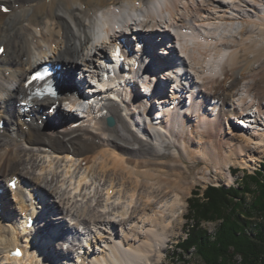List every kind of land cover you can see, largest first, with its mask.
<instances>
[{
  "label": "bare ground",
  "instance_id": "1",
  "mask_svg": "<svg viewBox=\"0 0 264 264\" xmlns=\"http://www.w3.org/2000/svg\"><path fill=\"white\" fill-rule=\"evenodd\" d=\"M3 5L11 11L4 12ZM130 32L135 39L148 40L140 49L148 51L140 69H133L131 61L129 69L142 77L146 90L158 87L152 105L136 88L130 96L107 90L91 97L84 82L91 76L90 67H100L101 55L108 48L115 51V41L124 38L129 47ZM154 38L165 39L170 47L163 48L166 57L156 52L149 62L148 43ZM1 45L6 50L0 56V120L6 118L7 126L0 128V177L8 183L19 177L13 196H7L8 184L0 183L2 262L40 264L44 257L51 262L46 259L43 264L76 263L70 259L83 264H156L170 239L167 234L180 228L177 221L193 184L208 181L212 168L232 181V165L254 167V160L264 154V136L254 130L233 134L230 138L237 142L222 137L225 124L236 130L232 122L237 119L238 125L243 116L264 124V0H0ZM128 47L122 48V55ZM133 56L140 61L139 55ZM44 62L61 65L64 97L58 114H48L40 123L52 96L36 106L28 102L26 107L21 101L27 92L25 80ZM112 68L116 69L114 58ZM96 75L92 72L93 78ZM77 85L85 86L89 95L83 105L93 106L86 117L63 106L65 99L72 107L77 104ZM89 86L96 87V80ZM154 104H162L166 117L159 126L148 117L154 114ZM110 115L114 125L107 123ZM81 118L82 124L72 127ZM186 160L196 166L205 163L190 180ZM78 162H85V167ZM19 164L26 166L19 170ZM91 173L99 175L98 184ZM34 198L47 210L45 231L39 230L45 241L36 249L27 242L32 233L26 232L25 224H17ZM13 208L21 214L13 216ZM48 211L65 212L66 217ZM80 224L91 233L92 226L105 225L110 231H99H107L112 244L96 250L90 239L65 248L72 242L68 231L75 233L74 240L81 239ZM126 224L133 234L120 237L118 227ZM99 244L97 239L95 245ZM16 246H22V257L12 256Z\"/></svg>",
  "mask_w": 264,
  "mask_h": 264
},
{
  "label": "rangeland",
  "instance_id": "2",
  "mask_svg": "<svg viewBox=\"0 0 264 264\" xmlns=\"http://www.w3.org/2000/svg\"><path fill=\"white\" fill-rule=\"evenodd\" d=\"M257 7H259L258 10L262 11V7H263L262 5H258ZM243 8H245V6H243ZM9 72H10V70L8 71V73ZM163 76L161 78H163ZM78 79H79V81H82L80 76L78 77ZM169 95H170V93H169ZM188 97H186V106L189 105V104L187 105V101L189 100ZM231 102H233V101H230V104H228V106H226L227 108L229 107V105H231ZM155 106H156V109H155ZM155 106L152 109V112L154 111L153 112L154 114H152V119L151 118L150 119L153 122V124H155L156 126H159L160 121L162 119H165L166 117L162 114L163 113L162 105L156 104ZM164 108H167V106L165 105ZM254 110L255 109L252 108V110L250 111L251 114H252V112H254ZM44 111L46 112V115L49 114L48 105L45 106ZM157 113L160 115L162 114V117H160V119L157 118V115H158ZM215 113H216V111H215ZM1 115H3V113ZM234 120L235 121H234V123L232 122V126H234V128L236 130L230 129L229 127H231V125L227 126V124H225L227 128L226 129L224 128L222 131V133H224L222 136L223 139H226V137H228V139H230V141H231L232 139L230 137H232L233 134L235 135L236 133L240 134L243 131L249 132V131H253V130L257 133L258 136H264V124L262 121L261 122L250 121V119L243 116V118H240L238 120L240 122L237 125L235 123V122H237V119H234ZM108 124H109V119H108ZM232 142H237V141H236V139H234V140H232ZM21 157H25V159H26L27 155H25V153L23 152L21 154ZM186 163L189 167L188 169H190L192 171V175H188L189 180L192 179V176L196 175L197 172L200 169H202L203 166L205 165V163L202 162L196 166L193 163L189 162L188 160H186ZM78 165H79V167H81V166L85 167V162H82V163L78 162ZM24 166H26V165L19 164V166H18L19 170H22L24 168ZM262 167H264V154H263L262 158H260V160H258V161L254 160V167H242L240 164H237V163L232 165V167H231V176L233 177L232 181H230L229 178L222 171L221 172L216 171L215 168H212L210 173L208 174V177H209L208 181H204V180L196 181L193 184L191 193H189L185 198V204H184V207L182 210L183 217L177 221V223H178L177 226H179L180 228H179V230L177 229L176 234L172 235L173 229L169 232V234H167V236L168 235L170 236V239L168 240V243L166 244L165 250L162 251L163 257L156 264H207L205 262V260L203 259V257H201L200 254L198 253V249H197L198 247L196 245H193L194 243L191 244L188 248L187 247L184 248L181 245H179V242L182 241L184 238L188 237V232H189L190 228L196 227V229L198 230L199 233H202V231H204L203 234H205V236L208 238V240H209V242H211V244H213V245L215 243L217 244V231H218L219 227L225 223V220L223 218H221V219H216V220L201 219L200 221L198 220L199 222L196 221L194 219L193 212L190 213L189 199L192 196L199 197V198L203 199L204 191L209 185L223 186L226 188H231V187L241 188L240 183L243 181V178H245V174H247V173L254 174L257 170H259ZM60 170H63V168H61ZM82 170L84 171V168H82ZM68 175H70V173ZM90 177L92 178L93 181H95V180L97 181L96 184L99 183L100 178H99V175L97 173H95L94 175H92V173H91ZM2 178L3 177H0V183H1V181H3V180H1ZM101 182L102 183L105 182V179H103ZM2 183L4 184L5 182L3 181ZM106 183H108V182H106ZM250 186H251L250 189L252 191H250V190L244 191L245 189L242 188L241 191H239L235 195L236 197H231L232 195H229V197L232 198L231 202L226 203L227 206L224 205L222 208L226 209L228 213H231L232 215H235L236 217L240 218V220L241 219L244 220L246 222V226H244V227H245L247 234L254 237L256 234V231H257L255 226L259 225L260 222L264 223V216H261V215L259 216V214H257L255 212V214H257V215L248 217L246 215L247 212L243 211V208H244V210H246L249 207V203H251L252 200L255 198L254 191L257 189L255 188L254 185H250ZM93 187L95 188V186H93ZM94 188H93V190H94ZM94 191H92V192L94 193ZM7 196L9 197L10 195L7 194ZM49 199H51V198L49 197ZM8 202H10V201H8ZM13 206L16 207V205H14V203H13ZM16 210L18 211V209H15V208L12 209V212L14 213L13 216L20 215L19 212H17ZM62 213H63V215H61V212H59V214L54 213V215H55V217L57 215L65 216L64 215L65 212H62ZM188 214H190L189 218L187 216ZM74 222H75V220H73L72 222L69 221L68 224L74 223ZM7 224H8V222H7ZM134 224H136V221ZM84 226H85L84 224H80V232L78 233L76 231L78 233V234L76 233L78 235L77 238L81 237V239L78 238L77 240H74V234L75 233L68 231V229L64 226V228H66V231H68L67 235L69 236L70 241H72V242H68V244H66V245L64 244V246H66V248L68 247V245H70L72 247L74 245V243L75 244L78 243L76 246H79V245H81L82 242L85 243L87 240H90V239L94 243L96 250H97V248L102 249L104 247V245H106L107 242L112 244L111 241L113 240V238L107 232L109 229L105 225L98 224L96 226L95 225L92 226V231H93L92 233H91V231L87 232L88 229L84 228ZM100 227H103L107 231H104V233H103V231L102 232L99 231ZM118 229H119L118 233L120 234L119 235L120 237H121V235H124V233L130 235V237L133 234V233H131L132 231H131V225L130 224H128V225L126 224V228L119 225ZM111 232H113L112 234L114 237H117V235H115L114 231H111ZM198 238H200V236ZM97 239H98V241H100L99 245H95V243L97 242ZM104 241H106V242H104ZM55 243L58 246L60 245L59 242L58 243L55 242ZM228 249L230 250L229 253H231V252H233L234 247L231 246ZM0 256H1V254H0ZM54 257H55V255H54ZM154 257L155 256H153V258ZM46 259L47 258L43 257L42 261L44 262V261H46ZM64 259L69 260L70 258L68 257V258H64ZM47 260L51 262V259H47ZM241 260H242V256L238 253H234L232 259L230 260L231 263H229V261H228V264H241L240 263ZM70 261H72V260L70 259ZM43 262H41L40 264H43ZM1 264H10V262H8V260L4 261V262L1 261Z\"/></svg>",
  "mask_w": 264,
  "mask_h": 264
},
{
  "label": "trees",
  "instance_id": "3",
  "mask_svg": "<svg viewBox=\"0 0 264 264\" xmlns=\"http://www.w3.org/2000/svg\"><path fill=\"white\" fill-rule=\"evenodd\" d=\"M250 185H254L257 189L254 191L255 198L249 203L246 210L243 208V211L247 212L248 217L257 214L264 216V167H262L254 174H245V178L240 183L241 188L209 185L204 191L203 199L192 196L189 199L190 213L193 212L196 221L223 218L225 223L217 231V244H211L203 234L204 231L199 233L194 227L189 229L188 237L180 241L179 245L188 248L194 243L193 245L198 247V253L207 264H228V261L231 263L230 260L234 253L242 256L241 264H264V223L260 222L255 226L257 231L252 237L245 230L246 222L244 220L241 219V221L240 218L222 208L224 205L227 206L226 203L231 202L232 198L229 195L236 197L235 195L242 188L245 189L244 191H252ZM187 216L189 218L190 214ZM199 236L200 238H198ZM231 246L234 247V250L229 253L228 248Z\"/></svg>",
  "mask_w": 264,
  "mask_h": 264
},
{
  "label": "snow or ice",
  "instance_id": "4",
  "mask_svg": "<svg viewBox=\"0 0 264 264\" xmlns=\"http://www.w3.org/2000/svg\"><path fill=\"white\" fill-rule=\"evenodd\" d=\"M0 51H2V49H0ZM45 74H46V71L45 72L37 71L35 75L33 76V79H43Z\"/></svg>",
  "mask_w": 264,
  "mask_h": 264
},
{
  "label": "water",
  "instance_id": "5",
  "mask_svg": "<svg viewBox=\"0 0 264 264\" xmlns=\"http://www.w3.org/2000/svg\"><path fill=\"white\" fill-rule=\"evenodd\" d=\"M115 122H114V119L113 118H109V124L110 125H113Z\"/></svg>",
  "mask_w": 264,
  "mask_h": 264
}]
</instances>
